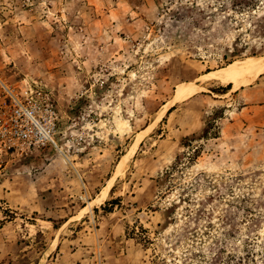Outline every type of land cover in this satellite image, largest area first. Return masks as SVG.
<instances>
[{
	"label": "rangeland",
	"instance_id": "rangeland-1",
	"mask_svg": "<svg viewBox=\"0 0 264 264\" xmlns=\"http://www.w3.org/2000/svg\"><path fill=\"white\" fill-rule=\"evenodd\" d=\"M253 55L264 0H0V118L8 88L60 114L0 149V264H264V71L187 81Z\"/></svg>",
	"mask_w": 264,
	"mask_h": 264
},
{
	"label": "built area",
	"instance_id": "built-area-1",
	"mask_svg": "<svg viewBox=\"0 0 264 264\" xmlns=\"http://www.w3.org/2000/svg\"><path fill=\"white\" fill-rule=\"evenodd\" d=\"M9 108L0 118V149L23 155L47 146L58 147V106L44 91L7 89Z\"/></svg>",
	"mask_w": 264,
	"mask_h": 264
},
{
	"label": "bare ground",
	"instance_id": "bare-ground-1",
	"mask_svg": "<svg viewBox=\"0 0 264 264\" xmlns=\"http://www.w3.org/2000/svg\"><path fill=\"white\" fill-rule=\"evenodd\" d=\"M264 71V56H249L240 61H232L227 65L217 69L206 71L200 78L207 81L219 80L222 83L229 84L239 88L249 83L254 76ZM196 90L195 87H185L178 89L177 99H181L184 95Z\"/></svg>",
	"mask_w": 264,
	"mask_h": 264
},
{
	"label": "crops",
	"instance_id": "crops-1",
	"mask_svg": "<svg viewBox=\"0 0 264 264\" xmlns=\"http://www.w3.org/2000/svg\"><path fill=\"white\" fill-rule=\"evenodd\" d=\"M209 70H213V69H209ZM209 70H205L204 72H200L199 74H196V76H194V78H189V80H187V81H191V80H195V79H198L199 78V76H201V75H203L206 71H209ZM186 81V80H185ZM214 81V83L215 84H217V85H215V86H217V87H219L221 90H222V88H226L225 89V92H217V91H213L212 89H208L206 86H203L204 87V89L202 90V91H200L199 93H197V94H201V95H203V99H205L206 98V96H211L210 94H208V93H206V92H212L213 93V95H224V94H227L228 92H230V91H232L231 89H232V83H231V85H230V83L229 84H225V83H222L221 81H219V80H213ZM199 84H201V83H199ZM214 86V85H213ZM173 96H174V94H173ZM197 98V99H196ZM195 98V96H193V97H191L190 99H188V104L192 107L193 105H195V103H196V101L198 102V101H201V99H198V97H196ZM202 99V100H203ZM173 107V106H172ZM175 107V106H174ZM174 110H175V108H174ZM174 110H172L171 112H173Z\"/></svg>",
	"mask_w": 264,
	"mask_h": 264
},
{
	"label": "trees",
	"instance_id": "trees-1",
	"mask_svg": "<svg viewBox=\"0 0 264 264\" xmlns=\"http://www.w3.org/2000/svg\"><path fill=\"white\" fill-rule=\"evenodd\" d=\"M225 89L226 88H222V90L220 89L219 91H217V92H225ZM213 90V89H212ZM215 91V90H214ZM174 106L173 107H171L169 110H168V112H171L172 110H174ZM115 202V201H114ZM110 207H108V204H106V205H104V207H103V209L105 210V211H111V209H109Z\"/></svg>",
	"mask_w": 264,
	"mask_h": 264
}]
</instances>
